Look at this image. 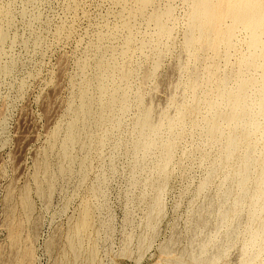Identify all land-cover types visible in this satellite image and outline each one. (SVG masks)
Segmentation results:
<instances>
[{"label": "rangeland", "instance_id": "obj_1", "mask_svg": "<svg viewBox=\"0 0 264 264\" xmlns=\"http://www.w3.org/2000/svg\"><path fill=\"white\" fill-rule=\"evenodd\" d=\"M194 1L150 0L141 12V0H0V264H13L23 248L32 252V264H191L203 248L207 258L221 255L220 264L247 263L257 162L240 210L224 222L246 145L224 157L234 127L223 123L220 136L209 133L204 96L226 73H236L250 54V34L239 27L230 47L223 40L215 48L198 41L188 48ZM158 13L169 34L157 33L150 17ZM231 22L230 16L223 20L222 32ZM102 64L131 72L126 81L119 72L105 81L129 88L127 108L115 106L103 118L96 80ZM197 72L198 107L184 108L173 128L165 125L149 153L136 149L148 105L155 120L179 115L180 106L195 99ZM86 79H92L91 113L78 121L65 156L61 143ZM255 141L263 151L264 134ZM40 164L47 168L42 186ZM85 207L92 219L75 256L67 237ZM10 220H23L17 248ZM263 256L252 264H264Z\"/></svg>", "mask_w": 264, "mask_h": 264}, {"label": "bare ground", "instance_id": "obj_2", "mask_svg": "<svg viewBox=\"0 0 264 264\" xmlns=\"http://www.w3.org/2000/svg\"><path fill=\"white\" fill-rule=\"evenodd\" d=\"M149 1L141 0V12L144 11ZM227 16L232 17V22L222 32L223 20ZM150 18L155 21L159 35L170 33V28L164 22L161 14H153ZM125 26L129 27L128 24ZM239 27H243L249 31L250 39L248 45L250 54L244 56L239 61L236 73H234L235 71L233 72L234 74L226 73L207 91L206 96H204L208 107V113L205 118L209 123V133L213 136H220L223 133V128L221 127L223 123L234 127L227 136V145L224 149V157L226 159L235 155L239 147L246 145L242 161L235 173L238 193H236L233 208L224 212V222L231 214H235L240 210V203L249 188L248 183L252 180L254 163L257 162L258 176L255 180L253 194L251 195L252 208L249 220L252 227L244 254L247 259L246 264H252L253 260H257L263 256L262 253L264 251V150L261 152L257 151L258 145L255 141V137L264 134V0H195L190 20V32L187 36V46L188 48H192L194 42L198 41L202 47L211 46L215 48L217 47L216 43L226 40L227 47H230L234 44L235 32ZM4 38L5 35L2 32L1 39L3 40ZM130 43L131 39L128 38L126 45L129 46ZM3 70L0 62V72ZM252 71H260L261 75L259 78L251 76L250 73ZM115 72H119L124 81L131 75L126 65L105 67L102 64L96 77L98 90L102 94L99 96L103 109L102 118L105 114V116H108L107 113L113 114L111 110L115 106H119L122 111L128 106L129 87L124 88L122 84L114 86L106 85L105 83L109 77L114 76ZM210 78H213L212 75ZM90 80L92 79H86L83 84L80 107L71 108L75 118L67 125L65 139L61 143V154L65 156L69 153L70 147L77 139L78 121L87 118L91 113L93 99L90 95L92 87ZM200 84V74L197 72L194 74L192 82V92L195 99L190 104H182L180 106V113L176 117L165 115L164 118L155 120L152 112L153 108L148 105L139 122V138L134 144L135 148L149 153L160 139L165 125L168 126V129L173 128L175 123L182 121L180 117L185 111L184 108H197L196 101L198 95L196 89ZM234 84L236 87H232ZM139 99L141 102V94H139ZM165 122L167 123L165 124ZM53 137L57 139V133H54ZM164 147L167 155H170L172 140L165 141ZM46 174V166L38 165L36 176L38 185H43L44 179L42 177ZM48 186H50V183H48ZM22 202L25 204V208H30L29 198L26 194L22 196ZM91 219L92 214L89 208L85 207L82 211L79 225L67 237V247L72 250L75 256L83 249L82 228L87 227L91 223ZM23 227V220L16 222L10 220L8 222L9 237L16 248L22 238ZM204 249H202L199 255L193 257L191 264H202L205 260L207 264H220L221 255L219 256L218 254L217 256L207 258L203 253ZM94 259L95 255L92 253L90 260ZM32 263V252L28 248L17 250L13 264ZM169 264L190 263L174 260Z\"/></svg>", "mask_w": 264, "mask_h": 264}]
</instances>
